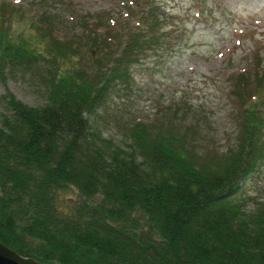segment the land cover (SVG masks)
Returning a JSON list of instances; mask_svg holds the SVG:
<instances>
[{
	"label": "trees",
	"instance_id": "16d2710c",
	"mask_svg": "<svg viewBox=\"0 0 264 264\" xmlns=\"http://www.w3.org/2000/svg\"><path fill=\"white\" fill-rule=\"evenodd\" d=\"M119 2V16L78 14L69 34L54 14L0 0V78L34 72L46 97L3 95L0 241L53 264H264V199L250 212L231 200L263 154L264 60L232 76L243 108L228 153L142 120L131 142L105 139L91 115L168 34L153 0Z\"/></svg>",
	"mask_w": 264,
	"mask_h": 264
},
{
	"label": "rangeland",
	"instance_id": "374dc122",
	"mask_svg": "<svg viewBox=\"0 0 264 264\" xmlns=\"http://www.w3.org/2000/svg\"><path fill=\"white\" fill-rule=\"evenodd\" d=\"M32 13L56 17L60 33L79 32L75 18L86 14L119 16V0H5ZM159 6L163 42L138 55L128 77L111 85L91 115L105 139L126 144L129 126L142 120L155 129L171 127L196 140L200 152L227 153L237 144L241 105L232 76L264 60V0H153ZM13 92L29 105L46 101L37 74L15 67L0 78V119L10 113L4 94ZM264 100V98L262 99ZM243 108V107H242ZM264 118V101L261 103ZM262 143L264 145V120ZM72 195V193L66 194ZM264 199V149L255 168L241 181L231 200L253 211Z\"/></svg>",
	"mask_w": 264,
	"mask_h": 264
},
{
	"label": "water",
	"instance_id": "95a60500",
	"mask_svg": "<svg viewBox=\"0 0 264 264\" xmlns=\"http://www.w3.org/2000/svg\"><path fill=\"white\" fill-rule=\"evenodd\" d=\"M0 264H53L24 255L0 241Z\"/></svg>",
	"mask_w": 264,
	"mask_h": 264
}]
</instances>
